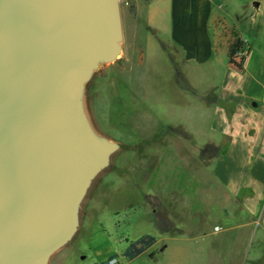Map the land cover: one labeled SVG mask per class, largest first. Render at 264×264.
Wrapping results in <instances>:
<instances>
[{"label": "water", "instance_id": "water-1", "mask_svg": "<svg viewBox=\"0 0 264 264\" xmlns=\"http://www.w3.org/2000/svg\"><path fill=\"white\" fill-rule=\"evenodd\" d=\"M120 3L0 0V264H49L121 148L87 100L122 55Z\"/></svg>", "mask_w": 264, "mask_h": 264}, {"label": "rangeland", "instance_id": "rangeland-1", "mask_svg": "<svg viewBox=\"0 0 264 264\" xmlns=\"http://www.w3.org/2000/svg\"><path fill=\"white\" fill-rule=\"evenodd\" d=\"M249 1H225L228 21L244 28L248 24L244 17L250 10L244 5ZM120 5L123 22L128 5L124 0ZM257 17L261 29L255 34V44L264 49V5ZM243 34L251 41L248 32ZM139 44L142 53H136L131 71L135 124V119L128 117L118 125L111 121L112 90L104 79H94L95 90L102 95V103L97 105L103 114V118H95L96 124L121 148L93 183L76 235L51 257L50 264H100L111 255H117L121 264H230L225 253L237 251V237L241 236L227 226L246 213L224 198L212 174L215 158L224 147L213 155L212 147L204 144L209 139L219 141L218 135L205 127L211 105L200 106V98L193 96L182 80L180 73L188 72L180 69L175 59L171 61L160 47L152 53L142 41ZM217 94L218 90H212L210 96ZM219 104L230 115L227 105ZM184 133L186 141L175 142L185 138ZM149 233L181 240L169 241L167 247L158 242L150 253L134 259L119 254L130 241ZM262 247L251 240L249 256L264 251ZM231 261L236 264V260Z\"/></svg>", "mask_w": 264, "mask_h": 264}, {"label": "crops", "instance_id": "crops-1", "mask_svg": "<svg viewBox=\"0 0 264 264\" xmlns=\"http://www.w3.org/2000/svg\"><path fill=\"white\" fill-rule=\"evenodd\" d=\"M225 1L124 0L128 5V14L122 22V55L115 62L102 67L88 83V108L95 126L101 132L95 118H103L97 105L102 103V95L95 90L94 79L102 78L113 93L111 121L118 125L128 117L130 121L135 119V124L137 115L132 114L131 71L136 53H142L139 41L150 52L160 47L171 61L175 59L178 67L188 72L180 73L182 80L189 86L191 94L200 98V106L211 105V116L205 127L213 130L219 141L209 139L204 144L212 147L213 155L224 147L215 158L212 174L224 198L231 199L246 213L238 222L227 226L231 231L237 229L241 237H237L240 244L237 251L229 249L225 256L230 264L231 260H236V264H264V251L252 253L251 256L248 251L253 239L262 250L264 245V49L255 44V34L261 29L257 12L264 5V0H250L244 5V8L250 9L244 17L248 22L244 28H240V23L228 21L223 8ZM227 26H230L229 29ZM244 31L250 34L251 41L243 34ZM234 36L243 41L246 50L242 68L239 69L227 57V48ZM221 67L223 70H220ZM209 81L217 84L205 83ZM212 90H218V94L210 96ZM219 101L227 105L230 115ZM195 125L190 126L197 127ZM131 130L135 131L133 128ZM184 134L185 138H178L175 142H185ZM85 204L86 199L81 208L80 224ZM226 210L224 207L227 214ZM155 236L156 241L134 258L150 253L158 242H163V246L167 247L169 241L178 243L181 240L172 235Z\"/></svg>", "mask_w": 264, "mask_h": 264}, {"label": "trees", "instance_id": "trees-1", "mask_svg": "<svg viewBox=\"0 0 264 264\" xmlns=\"http://www.w3.org/2000/svg\"><path fill=\"white\" fill-rule=\"evenodd\" d=\"M132 10L131 8H129ZM244 48V43L239 37H233L227 48L228 61L234 64L235 67L242 68V59L235 60L236 52ZM156 241V236L153 234H144L137 239L130 241L122 250L121 255L127 259H132Z\"/></svg>", "mask_w": 264, "mask_h": 264}, {"label": "built area", "instance_id": "built-area-1", "mask_svg": "<svg viewBox=\"0 0 264 264\" xmlns=\"http://www.w3.org/2000/svg\"><path fill=\"white\" fill-rule=\"evenodd\" d=\"M246 50L245 47L242 48L240 51L236 52L235 54V60L239 61L243 58ZM218 226H215V229H217ZM100 264H121L120 258L117 255H111L104 259Z\"/></svg>", "mask_w": 264, "mask_h": 264}]
</instances>
